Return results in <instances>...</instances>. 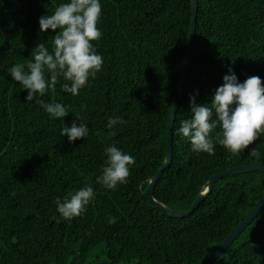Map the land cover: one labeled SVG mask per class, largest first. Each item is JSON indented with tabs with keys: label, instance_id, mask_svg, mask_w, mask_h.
Returning <instances> with one entry per match:
<instances>
[{
	"label": "trees",
	"instance_id": "1",
	"mask_svg": "<svg viewBox=\"0 0 264 264\" xmlns=\"http://www.w3.org/2000/svg\"><path fill=\"white\" fill-rule=\"evenodd\" d=\"M64 2L0 0V264H200L263 197L264 172L218 180L183 218L150 206L144 196L165 161L168 118L193 26L191 0H101L103 35L93 43L104 58L102 70L76 96L61 90V79L42 97L71 107L63 121L25 103L27 93L8 69L26 66L41 42L52 50L56 33H41L39 18ZM197 4L191 63L173 125V158L154 190L157 201L181 211L193 205L211 177L264 164V136L254 142L262 153L256 159L220 145L213 154L194 152L176 134L180 121L191 116L190 97L209 103L229 69L241 83L259 76L264 85V0ZM77 114L88 123L89 136L69 143L61 130ZM117 116L126 123L107 129L108 118ZM111 144L135 158L127 183L115 190L96 183ZM88 185L95 199L86 212L63 219L56 198ZM213 264H264V208Z\"/></svg>",
	"mask_w": 264,
	"mask_h": 264
},
{
	"label": "clouds",
	"instance_id": "2",
	"mask_svg": "<svg viewBox=\"0 0 264 264\" xmlns=\"http://www.w3.org/2000/svg\"><path fill=\"white\" fill-rule=\"evenodd\" d=\"M101 15V0H67L51 14L39 18L41 33L49 29L56 33L51 42L52 50L47 42H41L33 49L26 66L15 64L8 69L12 81L26 91L25 103L38 104L53 120L64 121L71 113L69 105L45 102L42 97L61 79L64 81L61 90L76 96L102 70L104 58L93 43L103 35L98 27ZM190 101L191 116L180 121L176 134L186 138L194 152L213 154L215 146L220 145L232 154L247 151L249 156L261 158L260 144L254 146V142L264 136V85L259 76L248 77L241 83L229 69L209 103L199 104L194 96ZM74 117L71 126L65 125L61 130L69 143L86 139L90 132L86 120L79 114ZM125 123L120 116L109 117L106 127L112 130ZM96 135L101 136V133ZM104 154L106 159L96 183L115 190L118 185L127 183L135 158L115 144L107 146ZM94 199V188L88 185L66 193L63 199L57 197L54 203L60 216L71 220L85 213ZM109 223H116V218L109 217Z\"/></svg>",
	"mask_w": 264,
	"mask_h": 264
},
{
	"label": "water",
	"instance_id": "3",
	"mask_svg": "<svg viewBox=\"0 0 264 264\" xmlns=\"http://www.w3.org/2000/svg\"><path fill=\"white\" fill-rule=\"evenodd\" d=\"M192 9H193V26L191 30V35L189 39V45L186 53V59L183 66V71L181 75V79L176 91V95L172 104L173 112L170 110L167 129H168V139H167V148H166V155L165 161L158 171V173L152 178L149 187L144 192V196L148 200L150 206L155 207L167 215L174 217V218H183L193 214L204 199L212 193L216 183L218 180L230 176V175H238L242 173H250L256 171L264 172V164H252V165H243L235 168H231L226 170L222 173H219L213 177H211L203 186L202 191H200L197 195V198L193 205L186 211H181L172 208L171 206L165 205L154 198V190L155 187L160 180L162 174L170 167L172 158H173V125L176 118V113L178 110V106L180 100L182 98L184 85L186 82V78L188 75V69L191 63L192 57V50L194 46V38H195V31H196V21H197V14H198V4L197 0H191ZM264 208V195L256 204V206L248 213L245 219L200 263V264H213L217 259L221 257V255L232 245V243L238 239L241 233L248 227L249 224L258 216V214ZM93 264H113L111 262H97Z\"/></svg>",
	"mask_w": 264,
	"mask_h": 264
}]
</instances>
